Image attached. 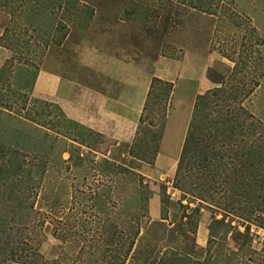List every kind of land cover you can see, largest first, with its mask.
<instances>
[{"label": "rangeland", "instance_id": "374dc122", "mask_svg": "<svg viewBox=\"0 0 264 264\" xmlns=\"http://www.w3.org/2000/svg\"><path fill=\"white\" fill-rule=\"evenodd\" d=\"M77 1L76 8L70 5L65 10L82 19L73 23L61 11L56 15L54 35L69 32L63 45H53L45 54H24L42 60L40 71L44 69L60 72L110 98H115L116 93H125L126 99L131 100L133 94L129 85L136 86L139 81L146 90L152 77L172 83L173 89L165 111L166 93L163 92L168 90V86L160 83L156 85L153 99L143 114L140 139H135L132 145H128L136 155L143 156L142 159L145 160L133 158L129 161L132 156L125 155L128 148L126 150V147L119 146L116 149V143L108 135L85 126L73 125L74 129H70L69 125L56 127L54 118L59 116L56 108L49 105L38 107L33 98L48 104L56 103L39 96L35 87L32 95L29 93L27 107L22 112L34 118L35 122L45 115L43 120L46 125L40 131H36L37 127L30 124L26 115L17 119L13 109L12 112L7 109L0 111L2 124L11 130L20 129L47 146L54 143L53 149H47L50 155L53 150L55 154L47 156L48 171L43 177L35 205L38 210L41 207L44 217H47L38 235V249L44 260H55L60 256L63 264H71L80 249H107L108 232L112 223L109 222V211L114 210V216L119 213L125 226L131 221H137L139 216L132 213L135 210L131 204L132 197L138 200L139 195L135 193L148 190L152 193L149 201L151 224L148 231L142 230L133 259L127 264H143L151 246L161 248L159 257L167 252V256L174 259L173 264H264V228L251 224V240L250 243H245V227L237 219L227 217L226 222L233 218V229L228 239L222 240L217 233L222 232L223 227H218L219 223L215 222L221 220L224 214L216 211L211 198L194 200L186 197L177 185V165L167 166L164 161L157 164L159 152L155 154L157 137L162 129L163 133L166 129L170 109L172 114L166 130L164 152L176 159L188 120L192 121L198 97L220 88L222 84L227 92L240 88L242 97L247 92L244 98L238 97L240 101L243 99L241 105L236 103L231 109L235 107L238 110V106H245L251 116L247 123L253 125L252 120L256 121L254 137L264 140V0H214L212 5V0H208L211 12L215 11L216 15L192 6H174L172 10H168L169 0H146L148 7L147 4H141L144 0ZM18 5L16 3L14 8ZM144 9L145 12H142ZM22 20L17 15L7 14L0 7V37L5 28H9V34L14 36L17 35L15 32L24 30ZM10 41L15 43L12 36ZM11 56L12 51L0 45V68ZM106 62H116V70L106 68L110 64ZM134 63L143 66L146 73L143 70L142 74L129 71L128 66ZM205 71L207 75L204 76ZM206 76L207 89L201 86ZM37 81L38 78L36 83ZM254 85L258 86L249 95L248 89ZM176 98L178 101L173 108V100ZM235 100L238 101L237 98ZM218 101L221 102L219 99ZM229 108V103L220 107L221 110ZM56 131L77 142L61 136L56 138ZM7 134L8 130L5 131V136ZM146 136H150L147 147L143 143ZM161 143L162 140L160 147ZM61 152L63 160L58 158ZM70 153L80 156L77 158L75 155L74 160L70 161ZM115 153L117 154L114 155ZM107 159L141 174L144 184L136 179V184L130 186V191L124 192V188L112 179L113 173L105 168L99 170L101 161ZM191 174L190 177L194 179L195 174ZM116 179L119 177L116 176ZM109 191L112 195L107 193ZM44 199L46 202L42 205ZM56 202L59 204L56 207L59 209L58 214L52 206ZM152 202L156 204V216L152 215L150 209ZM179 204L189 206V209L185 211ZM198 206L201 207L200 216L194 218L190 215L191 208ZM8 210H3L0 205V224L5 219L11 221ZM184 212L187 217L182 219ZM194 219H198L196 234L192 235L187 231L181 237L183 225L187 223V227L188 224L190 226ZM180 257L184 260H179Z\"/></svg>", "mask_w": 264, "mask_h": 264}, {"label": "trees", "instance_id": "16d2710c", "mask_svg": "<svg viewBox=\"0 0 264 264\" xmlns=\"http://www.w3.org/2000/svg\"><path fill=\"white\" fill-rule=\"evenodd\" d=\"M16 3L19 5L14 8ZM167 3L168 10H172L174 6L186 8L192 6L195 9L201 8L202 12H211L208 0H169ZM214 3L215 1L212 0L211 5ZM75 4H78L77 0H0V7L7 14L22 18L21 25L25 28L18 33L15 32L16 36L9 34V28H5L4 34L0 37V45L12 51L11 58L0 68L1 112H4V109L12 112L11 109H13L17 119L26 115L22 111L26 109L29 93L31 94L35 87L42 60L24 54H45L51 46L63 45L69 32L58 36L54 35L56 15L61 11L65 14L64 16L68 15L70 17L68 20L73 23L82 19L81 16L73 12L66 13V7L74 5L76 8ZM141 4L143 6L147 4L146 7H148L146 0ZM142 12H145V9ZM210 14L216 15V12L212 11ZM11 36L15 39V43L10 41ZM158 83L168 86V90L163 92L166 93L164 99L166 111L173 84L154 77L144 114L153 99ZM257 86L249 88L248 94H252ZM225 90L222 84L220 88L210 90L198 97L178 163L176 180L178 188L186 197L189 196L194 200L211 198L217 208L216 211L224 214L221 220L215 222L219 223L218 227H223V231L217 233V236L226 241L233 229L232 223L235 218L247 231L243 234L245 243H250L251 224L264 228V140L261 137H254L256 121L252 120L253 125L247 123L251 116L245 106H238V110L235 107L231 109V106L236 103L241 105L243 99L240 101L238 97L244 98L247 92L242 97L240 88L228 92ZM236 98L240 102L236 101ZM33 101L38 107L49 105L56 108L59 112V116L54 118L56 127L69 125L70 129H74V126H79L76 122L68 119L57 104H48L34 98ZM227 103L230 108L221 110L220 107L227 106ZM43 117L35 122L34 118L26 115L30 124L37 127L36 131H40L39 129L46 125ZM2 123V119H0V205L3 210L9 209L7 214L10 213L12 219L10 222L8 219L2 220L0 224V264H63V258L60 256L55 260H44V256L38 249L40 245L38 235L47 217H44L45 213L41 207L38 210L35 205L44 180L43 177L48 171L47 156L55 154L53 150L50 155L47 149H53L54 143L47 146L46 143L33 135L23 133L20 129L11 130ZM143 124L142 116L137 141L140 139ZM258 125L262 124L258 123ZM7 130L8 134L5 136ZM55 133L56 138L61 136L77 142L74 138H69L60 132L56 131ZM162 135L163 129L157 137L158 140L156 139L155 154L159 152ZM149 139L150 136L143 139L145 147L149 145ZM129 154L133 158L145 160L142 159L143 156L140 155V158L139 155H136L133 148ZM75 155L77 158L80 156L70 153L69 160L73 161ZM62 156L63 152L58 158L62 159ZM104 168L113 173L112 179L116 180L118 186L124 188V192L130 191V186L136 184V179L141 180L144 184V177L141 174L123 164H117L108 159L102 160L99 170L102 171ZM191 173L195 174L194 179L190 177ZM116 176L119 179H116ZM107 193L112 195L111 191ZM135 194L139 195V199L136 200L132 197L131 204L135 208L132 213H137L139 216L137 221H131L125 226L119 213L114 216V210L109 211V222H112L107 240L109 247L105 250L97 249L98 251L80 249L75 254L77 259L75 257L71 264H127L129 260L133 259L142 230L148 231L151 224L149 201L152 198V193L148 190H140ZM31 196L32 200H30ZM125 199L130 202L128 197ZM43 201L42 205H45V199ZM58 205V202L52 205L57 214L59 212V209L56 208ZM179 205L185 211L189 209V206ZM191 210L192 217L200 216L201 207L191 208ZM194 213L196 214L194 215ZM191 216L190 218H192ZM186 217L187 214L184 212L181 218L185 219ZM227 217L233 218L226 222ZM9 223L12 225H8ZM197 230L198 219H194L190 222V226L188 224L187 227V223L183 225L180 236L183 237L187 231L194 235ZM148 249L150 250L147 251L146 257L142 261L143 264H150V262L173 264L174 259L168 257L167 252L158 256L161 248L151 246ZM7 251L10 253L7 254ZM78 259L80 262L77 261ZM179 260H184V258L180 257Z\"/></svg>", "mask_w": 264, "mask_h": 264}, {"label": "crops", "instance_id": "0c3cea01", "mask_svg": "<svg viewBox=\"0 0 264 264\" xmlns=\"http://www.w3.org/2000/svg\"><path fill=\"white\" fill-rule=\"evenodd\" d=\"M116 65V62H111L110 64L106 65V68H114V70H116ZM128 69L129 71L133 72L138 71V73L140 72L141 74L143 70L146 73L143 66L135 63L130 64V66H128ZM205 75H207V71L204 72V76ZM153 78L154 77H152V79L148 82V84L150 85L148 86V88H146V90L145 87H143V84L139 81L136 86L129 85L133 96H131V100H128L126 99L127 96L125 93H122L120 95H117L116 93L115 98L106 97V95L101 91L92 90L91 88L82 85L79 81H74L70 79V77L64 76L60 72L42 69L35 86V92L41 97L48 98L54 101L62 109L68 119L76 122L81 126H85L88 129L108 135L116 143V149H118L120 146L121 148L126 147V150L127 148L130 150L131 147H129L128 145H132L134 143V140L137 138L140 120L144 114V108ZM204 79L206 80L201 83V86L207 89V76L204 77ZM125 86L128 87V85ZM126 90L127 88L125 89V91ZM176 101H178L177 98L176 100H173V108ZM170 111L171 113L169 112L170 115H168L166 129L163 133L162 143L158 154L159 156L157 158V164H159L160 161H164L165 165L167 166L177 165L178 167L191 119L190 121L188 120L186 131L182 138L180 153L176 159H172L164 152L166 130L169 123V118L172 114L171 109ZM129 150L125 152V155L130 156ZM116 154L117 153H115L114 155ZM131 158L129 161L133 160V157ZM155 208L156 204H153L152 202V206H150V209H152V215L154 216L158 214V212L155 211Z\"/></svg>", "mask_w": 264, "mask_h": 264}]
</instances>
